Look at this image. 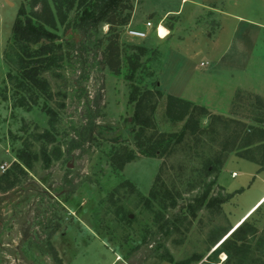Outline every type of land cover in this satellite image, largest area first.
Here are the masks:
<instances>
[{
  "label": "rangeland",
  "instance_id": "374dc122",
  "mask_svg": "<svg viewBox=\"0 0 264 264\" xmlns=\"http://www.w3.org/2000/svg\"><path fill=\"white\" fill-rule=\"evenodd\" d=\"M79 1L0 0V264H59L52 247L60 264H227L211 251L239 225L244 264H264V0H124L96 25ZM18 14L58 39L10 40Z\"/></svg>",
  "mask_w": 264,
  "mask_h": 264
},
{
  "label": "trees",
  "instance_id": "16d2710c",
  "mask_svg": "<svg viewBox=\"0 0 264 264\" xmlns=\"http://www.w3.org/2000/svg\"><path fill=\"white\" fill-rule=\"evenodd\" d=\"M122 1L124 0H80L78 5L83 6V10L81 12L82 16L80 18H82L85 25L99 24L104 19V16H106L108 12L113 11ZM19 15L20 14L17 15L13 23L10 40H14L19 45L22 43H25L26 45L31 43L37 45L40 44V39L42 38L49 40L51 43L58 39L57 34L47 30L43 25L31 20L25 21L21 19ZM38 55L39 54L32 55L33 57L30 59L31 61L19 67L17 70L18 75L16 76V80L19 83L22 82V79L26 78L30 84H33L32 82L35 81V75L39 72L37 68V62L40 61V59H38ZM138 87L139 85H134V87L131 88L129 92L130 104L138 100V92H140ZM134 116V120L141 123L138 127V134L144 132L146 126H151V118L148 114L146 115L144 108L135 111ZM184 132L185 130L183 129V131H180L179 133H161L153 142L147 144V146L142 147L144 144H139L141 147L140 154L143 156L157 157L160 156V153L164 151L168 154L172 153L176 149V146L182 142L184 138ZM195 145L191 146V148L188 150H193ZM195 150L198 149L196 148ZM262 168H264V166ZM157 193L158 190L151 189L147 199L149 200L154 198ZM242 227L243 226L239 225L238 227L231 230L229 236L226 238L227 240H223L221 243H219L211 251V253L217 255L219 252H225L227 264H229L232 259H234V261L231 264H244V256L242 255L245 252L243 248V242L246 240V235L239 234V231L242 229ZM51 250L53 251L55 260L60 264V260L56 257L57 253L55 249L52 247Z\"/></svg>",
  "mask_w": 264,
  "mask_h": 264
},
{
  "label": "built area",
  "instance_id": "2783aa9c",
  "mask_svg": "<svg viewBox=\"0 0 264 264\" xmlns=\"http://www.w3.org/2000/svg\"><path fill=\"white\" fill-rule=\"evenodd\" d=\"M146 26H147V27H150L151 24H150L149 22H147V23H146ZM155 30H156V35L159 37V35H158V31H157V26H156ZM128 34H129L130 36L140 37V38L146 36L144 31L136 30V29H130V30H128ZM166 35H167V32H166L163 36H161V37H159V38H164ZM204 64H206V63H202V62L200 63L201 66H203ZM0 169H1V171H4V169H5V165L1 164V165H0Z\"/></svg>",
  "mask_w": 264,
  "mask_h": 264
},
{
  "label": "bare ground",
  "instance_id": "6f19581e",
  "mask_svg": "<svg viewBox=\"0 0 264 264\" xmlns=\"http://www.w3.org/2000/svg\"><path fill=\"white\" fill-rule=\"evenodd\" d=\"M157 31H158L159 37L163 36L167 32V30L164 27H162L161 25L157 26Z\"/></svg>",
  "mask_w": 264,
  "mask_h": 264
},
{
  "label": "crops",
  "instance_id": "0c3cea01",
  "mask_svg": "<svg viewBox=\"0 0 264 264\" xmlns=\"http://www.w3.org/2000/svg\"><path fill=\"white\" fill-rule=\"evenodd\" d=\"M182 1H183V0H182ZM177 12H178V10H177V11H175V13H177ZM166 30H167V35H168V32H169V31H168V29H166ZM167 35H166V36H167ZM216 63H218V61H217ZM214 66H216V67H217V64H215Z\"/></svg>",
  "mask_w": 264,
  "mask_h": 264
},
{
  "label": "flooded vegetation",
  "instance_id": "af4514ba",
  "mask_svg": "<svg viewBox=\"0 0 264 264\" xmlns=\"http://www.w3.org/2000/svg\"><path fill=\"white\" fill-rule=\"evenodd\" d=\"M54 233H51V235H53Z\"/></svg>",
  "mask_w": 264,
  "mask_h": 264
}]
</instances>
